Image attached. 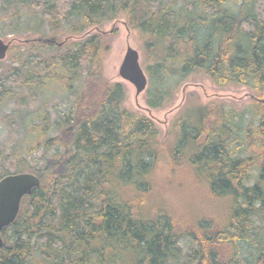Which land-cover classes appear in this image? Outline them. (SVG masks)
Returning <instances> with one entry per match:
<instances>
[{"label":"trees","instance_id":"obj_1","mask_svg":"<svg viewBox=\"0 0 264 264\" xmlns=\"http://www.w3.org/2000/svg\"><path fill=\"white\" fill-rule=\"evenodd\" d=\"M26 7L40 8L57 35L21 22ZM121 13L143 42L147 106L168 104L193 75L249 87V107L186 104L162 137L150 117L123 105L120 81L92 72L99 40L85 32ZM0 18L7 33H39L10 84L26 83L24 68L33 87L37 70L86 77L70 115L23 118L26 134L0 151V178L40 180L1 231L0 264H264V0H0ZM66 26L82 36L69 46L47 40ZM52 126L61 129L52 135ZM188 178L221 202L219 214L163 196Z\"/></svg>","mask_w":264,"mask_h":264},{"label":"rangeland","instance_id":"obj_2","mask_svg":"<svg viewBox=\"0 0 264 264\" xmlns=\"http://www.w3.org/2000/svg\"><path fill=\"white\" fill-rule=\"evenodd\" d=\"M238 3H242V0H238ZM233 11H237V5L233 6ZM21 22H25L32 27L38 25V21L42 23V28L39 32L51 35L46 28L47 20L43 18L41 13L38 12L40 8L26 7L22 8ZM30 18V19H29ZM38 20V21H37ZM8 20H6L7 23ZM0 18V24H2ZM24 24L21 23V26ZM86 36L90 34L98 35V48L97 59L95 66H93L92 72L96 73L98 70L102 72V75L109 81H120L126 89V97L123 105L128 109L136 111L138 113L147 115L150 117L161 130V136L164 137L169 125L178 113L182 111L186 104L193 102L200 103H222L227 108H233L235 110H246L249 107L253 90L247 86L239 84H229L224 87H220L213 83L206 77H194L189 75L185 80L181 81L180 85L175 89L172 101L162 106L161 108H150L146 105L144 99V92L136 95L134 86L122 79L118 73L119 65L126 52L128 46L134 48L139 53V61L142 66L143 62V42L138 31L133 28H129L126 24V18L123 13L119 14L114 19L104 22L100 25L91 26L87 28L85 32ZM59 37L57 41L62 43L66 42V46H69V42L74 41L75 38H79L82 34H70L68 28H61V33H58ZM51 35V36H50ZM39 37V33L35 31L14 34L7 33L6 29H2L0 25V38L4 41H9V50L6 58L0 61V74L9 73L12 68L18 65L20 58L25 57L26 49L24 39H34ZM33 43V42H32ZM61 44V46H63ZM52 49L51 51H54ZM48 72V79L42 92L35 90V96H31L30 91H26L14 82V84L8 83L7 79L4 80L3 88H10L12 91L11 97L0 105V151L2 155L7 154L10 151L13 143L16 139L22 138L26 133L23 129L27 128V123L22 122L23 118L33 120V123H40L42 115L48 117L49 122H54L61 115L68 116L71 114V103L74 97V91L82 87L83 81L86 79L85 75H81L78 80H69L67 74L61 75L55 74L54 70H45ZM37 72V73H36ZM34 74L42 75L44 70L34 71ZM50 74V75H49ZM53 75L56 78H53ZM35 76V75H34ZM11 76H8V79ZM17 83V84H15ZM33 89V86H32ZM26 103H28L26 105ZM249 115L248 113H246ZM26 116V117H25ZM29 121V120H26ZM15 123L16 127L8 124ZM22 122V123H21ZM15 128V129H14ZM17 129H20L17 132ZM61 128L51 127L50 134L54 135L58 133ZM25 144L24 142H21ZM40 151L32 154L36 156L40 155ZM30 159L28 162L32 160ZM14 161V160H12ZM1 162V159H0ZM14 163V162H13ZM11 171L15 168L13 165L9 167ZM166 176H162V180L159 186H164ZM180 187V186H179ZM163 196L168 198L172 204L179 206V208H185L189 211H211L215 214H219L222 209V204L218 200L210 199V197L204 192L202 188L194 186L192 179L188 178L184 181L183 187L178 190L172 188L167 193H163Z\"/></svg>","mask_w":264,"mask_h":264},{"label":"water","instance_id":"obj_3","mask_svg":"<svg viewBox=\"0 0 264 264\" xmlns=\"http://www.w3.org/2000/svg\"><path fill=\"white\" fill-rule=\"evenodd\" d=\"M8 46L9 43L0 38V59L5 57ZM118 73L122 79L134 86L136 95L145 90L147 76L140 65L139 53L134 48H126ZM39 183V178L30 172L10 173L0 178V233L15 219L22 197L30 194ZM2 244L0 235V248Z\"/></svg>","mask_w":264,"mask_h":264},{"label":"flooded vegetation","instance_id":"obj_4","mask_svg":"<svg viewBox=\"0 0 264 264\" xmlns=\"http://www.w3.org/2000/svg\"><path fill=\"white\" fill-rule=\"evenodd\" d=\"M37 39H39V37ZM32 40L33 39H30V38L23 40L24 41L23 43H25L26 49L28 51V53H27V59H29L30 58V55H31ZM47 40L50 41V42H52L53 44H56V46L59 45V41L55 40L54 38L47 39ZM5 42H9V41H5ZM8 50H9V48H8ZM8 50H7V52H8ZM6 55H7V53H6ZM0 61H2V60H0ZM9 71H10L9 73L0 74V82H2V83H0V84H2V88H0V105L2 104V102L6 101L7 99H9L11 97V93H12L11 91L12 90L10 88H6V89L3 88L4 87L3 86V84H4V80L3 79H7L8 80V76L9 75L11 77H13V68L11 70H9ZM22 72L24 74V80L26 81V83H24L22 85V88L25 89L26 91H30L31 93H33L32 92V85H33V81H32V70L31 69H28V68H24ZM47 74L48 73L45 70H44L43 76L42 75L35 74L34 77L38 76V77H36V81H35V84H34L35 87H33L36 91L42 92V90L44 89V87L46 85V82H47V80H45V78L48 79V75ZM8 83H9V81H8ZM27 104L28 103H26V105Z\"/></svg>","mask_w":264,"mask_h":264}]
</instances>
